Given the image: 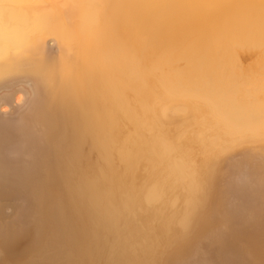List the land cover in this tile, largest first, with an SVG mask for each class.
Segmentation results:
<instances>
[{"label": "bare ground", "instance_id": "6f19581e", "mask_svg": "<svg viewBox=\"0 0 264 264\" xmlns=\"http://www.w3.org/2000/svg\"><path fill=\"white\" fill-rule=\"evenodd\" d=\"M49 38L59 45L50 59ZM249 49L258 61L245 68L239 53ZM20 74L45 84L51 114L75 132L66 153L78 178L68 200L86 210L73 228L80 262L110 235L106 264H151L157 240L188 227L206 197L191 137L164 131L169 112L264 138V0H0V81ZM216 136L195 137L207 149L219 147ZM84 144L96 159L81 168ZM171 191H182L184 207L168 214Z\"/></svg>", "mask_w": 264, "mask_h": 264}, {"label": "rangeland", "instance_id": "374dc122", "mask_svg": "<svg viewBox=\"0 0 264 264\" xmlns=\"http://www.w3.org/2000/svg\"><path fill=\"white\" fill-rule=\"evenodd\" d=\"M43 50L50 59L59 53V45L49 38ZM239 55L245 68L258 61L254 49L242 50ZM243 71L263 76L261 69ZM17 97L21 99L17 101ZM62 125L48 107L45 84L31 74L0 81V264H82L73 228L77 229L86 210L68 200L78 180L67 164L66 153L73 149L75 132L69 124ZM163 128L175 139L191 137L187 152L193 165L205 172L199 182L207 183L206 197L193 209L188 227L177 224L179 233L167 232L157 240L151 264H264V138L246 136L240 140L236 134L224 135L187 110L170 111ZM198 134H218L219 147L201 148L195 137ZM79 155L81 168L95 162L87 144L81 146ZM146 172L142 166L140 173ZM181 194L168 193L166 213L183 209ZM158 223L153 220L150 226ZM82 236L92 242L90 229ZM112 243L110 235L91 243L87 263L106 264L113 257ZM124 256L117 253L115 259Z\"/></svg>", "mask_w": 264, "mask_h": 264}]
</instances>
